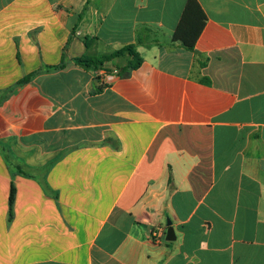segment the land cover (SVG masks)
I'll return each instance as SVG.
<instances>
[{
    "label": "crops",
    "instance_id": "1",
    "mask_svg": "<svg viewBox=\"0 0 264 264\" xmlns=\"http://www.w3.org/2000/svg\"><path fill=\"white\" fill-rule=\"evenodd\" d=\"M0 264H264V0H0Z\"/></svg>",
    "mask_w": 264,
    "mask_h": 264
},
{
    "label": "trees",
    "instance_id": "2",
    "mask_svg": "<svg viewBox=\"0 0 264 264\" xmlns=\"http://www.w3.org/2000/svg\"><path fill=\"white\" fill-rule=\"evenodd\" d=\"M189 12H185L180 24L178 25L177 30L173 35V41L181 42L189 51H194L195 43L198 35L200 34V30H195V26L191 24L189 21ZM125 54H129L133 57V63L127 67L119 68V75L126 76L130 72L131 69H136L142 64V58L137 54L135 46L130 45L124 47L123 49L114 52L113 54L106 56L102 59H92L89 57L76 59V63L82 66L91 67V66H104L106 63L112 62L114 59L119 58ZM64 67V63L58 67V69H62ZM31 77H26L24 80L20 82V84L27 83ZM11 204L13 202V193L11 195Z\"/></svg>",
    "mask_w": 264,
    "mask_h": 264
},
{
    "label": "built area",
    "instance_id": "3",
    "mask_svg": "<svg viewBox=\"0 0 264 264\" xmlns=\"http://www.w3.org/2000/svg\"><path fill=\"white\" fill-rule=\"evenodd\" d=\"M101 75L103 77L102 79H104L105 82H111L114 79V74L108 73L107 70H103ZM153 236H155L157 241H159L158 237L160 236V230L155 231L153 233Z\"/></svg>",
    "mask_w": 264,
    "mask_h": 264
},
{
    "label": "water",
    "instance_id": "4",
    "mask_svg": "<svg viewBox=\"0 0 264 264\" xmlns=\"http://www.w3.org/2000/svg\"><path fill=\"white\" fill-rule=\"evenodd\" d=\"M166 239L167 241H173L175 239L174 231L172 230V228L168 229Z\"/></svg>",
    "mask_w": 264,
    "mask_h": 264
}]
</instances>
